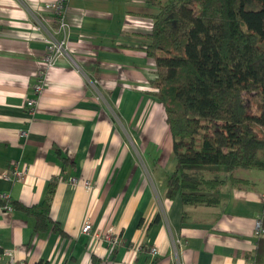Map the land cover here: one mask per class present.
<instances>
[{"label":"crops","instance_id":"crops-1","mask_svg":"<svg viewBox=\"0 0 264 264\" xmlns=\"http://www.w3.org/2000/svg\"><path fill=\"white\" fill-rule=\"evenodd\" d=\"M50 1L0 0L1 248L24 264H264V233H254L258 219L264 225V174L223 186L215 205L167 194L173 136L151 93L156 60L144 48L157 6L69 0L67 53L46 69L35 112L24 106L36 96L44 37L65 35L49 20ZM14 160L22 178L7 175ZM52 179V220L37 230L20 205L44 202ZM88 216L95 231L113 227L121 242L113 248L82 232Z\"/></svg>","mask_w":264,"mask_h":264},{"label":"trees","instance_id":"trees-1","mask_svg":"<svg viewBox=\"0 0 264 264\" xmlns=\"http://www.w3.org/2000/svg\"><path fill=\"white\" fill-rule=\"evenodd\" d=\"M147 1L159 8L144 44L157 65L151 93L165 107L176 157L167 194L218 204L223 186L255 183L237 171H264V0ZM55 190L52 179L44 202L20 205L37 230L52 220Z\"/></svg>","mask_w":264,"mask_h":264},{"label":"built area","instance_id":"built-area-1","mask_svg":"<svg viewBox=\"0 0 264 264\" xmlns=\"http://www.w3.org/2000/svg\"><path fill=\"white\" fill-rule=\"evenodd\" d=\"M69 0H53L47 3V8L53 12V17L49 18L50 21L59 22V30H63L65 35L64 37H57L55 29H51L50 33L44 39L47 41V50L42 59V63L39 66L37 72L38 81L34 84V89L36 96L27 97L24 103V106L30 111L35 112L38 97L44 91L45 82H46V69L54 64L61 55L67 53L68 46V22L65 18L66 16V7ZM56 31V32H55ZM25 170L20 167L19 160H14L12 163V168L7 174L8 177L22 178L24 176ZM69 180L73 183L83 181L86 185L90 186V181L88 179H81L80 177H70ZM7 197V195H4ZM6 209H12L13 206L10 203L5 204ZM91 217H87L82 225V232L84 233H94L96 236L106 240L110 246L113 248L116 247L120 242L121 238L118 233L115 232L113 227H107L103 230L94 229V224ZM264 232V226L262 219H258L255 225L254 233L256 236L262 235ZM153 254L158 252V248L153 246L151 248ZM20 260L17 255L10 249L1 248L0 246V264H24V262L18 263Z\"/></svg>","mask_w":264,"mask_h":264},{"label":"rangeland","instance_id":"rangeland-1","mask_svg":"<svg viewBox=\"0 0 264 264\" xmlns=\"http://www.w3.org/2000/svg\"><path fill=\"white\" fill-rule=\"evenodd\" d=\"M237 175L251 178L253 180H263L264 171L260 169H242L236 172Z\"/></svg>","mask_w":264,"mask_h":264}]
</instances>
